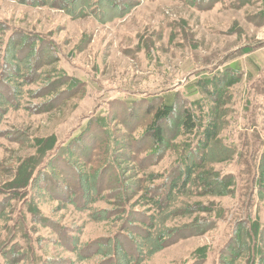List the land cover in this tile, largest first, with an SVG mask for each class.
Returning a JSON list of instances; mask_svg holds the SVG:
<instances>
[{
  "label": "rangeland",
  "instance_id": "374dc122",
  "mask_svg": "<svg viewBox=\"0 0 264 264\" xmlns=\"http://www.w3.org/2000/svg\"><path fill=\"white\" fill-rule=\"evenodd\" d=\"M83 2L0 0V254L109 264L136 245L138 264H264V0ZM174 95L157 144L147 128ZM182 172L186 193L154 214Z\"/></svg>",
  "mask_w": 264,
  "mask_h": 264
},
{
  "label": "trees",
  "instance_id": "16d2710c",
  "mask_svg": "<svg viewBox=\"0 0 264 264\" xmlns=\"http://www.w3.org/2000/svg\"><path fill=\"white\" fill-rule=\"evenodd\" d=\"M11 1H18L19 3H25L27 5H31V6H42V5H48V0H11ZM64 0H61V2L63 3ZM74 2V0H72ZM76 2V0H75ZM93 3H95V5H99V0H95L94 2H92L91 4L88 3V0H84L83 4H79L81 7V11L84 12L86 11V8L89 5H93ZM119 2H117L118 5ZM101 5V4H100ZM116 5V6H117ZM133 5V4H131ZM130 5V6H131ZM111 6H114V4H111ZM115 6V7H116ZM130 6L128 8H130ZM66 7V8H65ZM68 7V14H70L72 16V13L74 12V9H76V4H72L69 3L64 6L62 5L60 7V9H67ZM127 8V9H128ZM102 9V8H101ZM16 42V43H15ZM13 42V45L15 47H19L17 44V41ZM34 44H32L30 47H33ZM244 49H248L244 48ZM15 59H19L18 55L15 56ZM17 62V67L14 68V72H19V65H23L21 62ZM24 63V61H22ZM29 69V68H27ZM175 97H177V95H174V98L172 97L170 99V101L167 103L166 101L163 102L162 106L160 108H158L156 110V112L154 113L152 122L150 123L149 127L147 128V133L150 134V136L154 139V141L158 144V143H163V125L161 124L162 120L166 117H168V115L170 114L171 111H173V109H175ZM173 99V100H172ZM183 128L187 131V133H191L194 129H195V124L193 121V118L190 114L189 111H185L184 112V118H183V123H182ZM207 132H206V136H207ZM210 135V134H209ZM207 139H209V136H207ZM191 172H182L181 174H179L178 176L172 178V179H167L169 185L167 188V191L163 194H161L160 199L159 200H154L151 199V211H153L154 214L156 215H160L161 213H163L167 206H164L165 203H168L170 201V197L171 195H183V193H186V189L189 187V185H191V176H190ZM84 175L83 174H79L78 176H76V180H77V185L79 186V191L82 190L84 188V184L87 182L85 179H83ZM165 183V182H164ZM82 184V185H81ZM91 185V184H90ZM88 186L84 191H82V193H79V199L82 201V207L80 210H84V211H88L89 207L94 204L96 202V200H93V192L89 187V183H87ZM152 192H154V190H151ZM176 199V198H175ZM174 199V200H175ZM37 221H41L39 219H35ZM34 222V220L32 219V223ZM132 223H136V221H133ZM54 228V226H52ZM137 228L139 226H136ZM251 233L254 232L253 229H251V226H249ZM56 228V227H55ZM131 228V227H129ZM197 232H193L191 234H188L189 236H192L194 234H196ZM254 234V233H253ZM253 237V236H252ZM143 239L145 240V236H143ZM73 248L70 249L71 253H76V258L80 257V253H83L82 249L80 247L77 246V244L75 245V243H73ZM136 245H131V246H126L128 248H123L122 250H120V253L123 254V258L121 259V262H119L118 258H117V250L113 249V252L109 254V257L112 259V261L109 264H138L136 261V259L139 258V256L142 254L143 248L139 249H135ZM139 246H144L139 245ZM12 248H16L14 245L11 247L6 246L4 248V252L2 254H0V259H2L3 261L0 262V264H18V263H22L21 261H23V259H18V255L17 252L16 254H13L16 249L11 250L10 253V249ZM9 249V250H8ZM8 250V251H7ZM19 251V249H18ZM13 252V253H12ZM87 252V251H86ZM259 252V249L255 250V248H253L252 250V254L253 257L257 256V253ZM19 253V252H18ZM86 258H88V256H86Z\"/></svg>",
  "mask_w": 264,
  "mask_h": 264
}]
</instances>
